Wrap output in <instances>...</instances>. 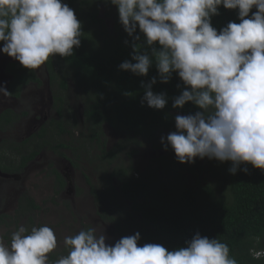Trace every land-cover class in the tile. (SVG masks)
Here are the masks:
<instances>
[{
  "label": "clouds",
  "instance_id": "9594fccd",
  "mask_svg": "<svg viewBox=\"0 0 264 264\" xmlns=\"http://www.w3.org/2000/svg\"><path fill=\"white\" fill-rule=\"evenodd\" d=\"M118 12L129 37L131 60L121 71L147 77L141 81V105L163 110L166 92L156 93L158 80L168 84L175 74L180 94L171 98L174 109L191 103L197 111L175 116V131L161 137L180 164L207 158L230 162L229 173H264V0H108ZM235 11L239 22L221 29L212 24L220 8ZM255 9V11H253ZM82 22L64 0H0V52L28 70L50 58H67L81 46ZM143 37V39H142ZM0 94L8 96L7 83ZM127 95V93H125ZM243 166V167H242ZM103 231L80 230L65 236L67 255L50 262L58 247L47 225L20 226L10 243L0 236V264H238L227 243L196 232L183 246L169 249L160 243H139L141 236L106 243ZM259 243L260 237H254ZM254 259L264 249H250Z\"/></svg>",
  "mask_w": 264,
  "mask_h": 264
},
{
  "label": "trees",
  "instance_id": "16d2710c",
  "mask_svg": "<svg viewBox=\"0 0 264 264\" xmlns=\"http://www.w3.org/2000/svg\"><path fill=\"white\" fill-rule=\"evenodd\" d=\"M64 2L75 10L82 22L84 35L81 46L74 50L72 57H53L44 65L51 87L58 83L60 95L53 91V108L57 118L42 128L35 138L43 140L50 132L51 138L57 140V137L67 134L62 111L65 108L64 94L68 90V79L83 94L82 120L89 129L90 141L97 144L102 142L103 127L107 126L124 133L127 141L142 140L155 146L161 134L175 130L177 114L197 111L191 103L186 104L183 109L172 107L171 98L180 94L177 85L183 87L175 74L168 84H161L158 80L153 86L154 92H166L169 97L165 109L154 110L146 104L142 106L144 90L141 88V81L147 82L158 74L154 66L147 77H138L119 69L122 62L131 60L132 48L124 43L129 37L119 23L116 7L108 0ZM101 8L105 9L103 16ZM219 11L220 15L212 18V24L218 30L230 21L239 22L235 11L225 10L223 7ZM108 19L112 21L111 28L107 26ZM61 70H66L67 77H60ZM7 72L13 77L9 87V93L13 96L19 97L21 86L29 82L41 85L34 70L25 69L18 63H9ZM12 114L6 110L0 119L8 116L5 122L11 124L14 120ZM59 148L67 146L60 143L54 149ZM12 151L18 153L19 148L14 147ZM101 152L107 157L114 155L104 148ZM37 155L38 151L26 156L20 155L19 167L25 168ZM163 161L167 162L166 167H170L164 176L158 171L167 168L160 162L157 169L149 168L139 173L131 168L117 167L109 177L116 179L118 190L111 184L107 189L108 195L99 198L100 217L110 222L124 217L127 221L125 212L128 211V217L134 219L135 230L124 236L139 232L141 245L160 243L169 249L177 248L199 232L227 243L230 254L237 259L238 264H264V256L254 259L250 254V249H264V173L249 165L248 174L238 170L232 175L228 171L230 162H218L216 166L209 160L211 171L207 177L193 178L189 170L197 172L199 167H185V164L177 161L174 153ZM0 168L8 170L1 165ZM54 173L57 185L61 188V177L56 171ZM188 175L193 179L192 182L188 181ZM94 196L98 198L96 194ZM20 209L30 214L39 207L24 197ZM108 211L112 216L106 215ZM28 223L33 225L30 218ZM257 236L260 237L259 243L254 239ZM67 251L65 248L66 255ZM56 259V255L50 254V262Z\"/></svg>",
  "mask_w": 264,
  "mask_h": 264
},
{
  "label": "rangeland",
  "instance_id": "374dc122",
  "mask_svg": "<svg viewBox=\"0 0 264 264\" xmlns=\"http://www.w3.org/2000/svg\"><path fill=\"white\" fill-rule=\"evenodd\" d=\"M100 13L103 16L105 9L101 8ZM106 22L108 28H111L112 21L108 19ZM34 71L37 72L41 85L28 87L20 100L14 104L7 103L18 119L10 129L0 131V152L3 155L0 165L8 168L3 170L6 172H2L5 176L0 175V236L6 243H10L11 234L20 226L26 227L30 232L32 227L47 225L54 229L58 239V247L51 253L57 258L66 255L63 244L65 236L88 228H96L98 233L103 231L107 237L106 243L114 244L135 230L134 219L128 217V211L125 212L127 221L124 217L118 218L116 222L102 219L101 209L92 195H97V190L103 189L106 175L120 164L138 173L149 168L157 169L159 162L166 167L167 162L163 159L170 158V154L174 152L170 147L167 151L163 149L161 137H166L170 132L161 134L157 144L153 146L152 143L142 140L127 141L124 133L105 126L102 142L97 144L90 141L89 129L82 120L83 94L68 79V90L64 94L65 108L62 111L67 134L57 137V140L51 138L50 132L43 140L35 138L41 128L57 118L53 108V95L54 92L58 95L60 93L57 89L58 83L51 87L44 65ZM60 73V77L68 75L66 70H61ZM60 143L67 148L54 149ZM14 147L19 148L17 154L12 151ZM103 148L106 152H118L120 149L118 163L108 165L101 152ZM33 151H38L36 158L25 168H20V155L26 156ZM208 161L207 158H197L195 163L185 164V167H199L198 173L189 171L193 178L204 179L211 171ZM212 161L217 166L218 161ZM166 168L158 171L159 174L164 176L168 173L170 167ZM53 171L63 177L62 188L58 187ZM187 179L189 182L193 180L189 175ZM112 185L117 190L114 182ZM24 197L31 199L39 209L30 214L19 209ZM106 215L112 216V213L108 211ZM28 218L33 225L28 223Z\"/></svg>",
  "mask_w": 264,
  "mask_h": 264
},
{
  "label": "flooded vegetation",
  "instance_id": "af4514ba",
  "mask_svg": "<svg viewBox=\"0 0 264 264\" xmlns=\"http://www.w3.org/2000/svg\"><path fill=\"white\" fill-rule=\"evenodd\" d=\"M254 11H255V9H254ZM1 46V45H0ZM9 63H18V62H16V61H14V59H12V58H10V57H8V56H6L5 54H3L2 52H0V85H3V84H5V82L7 83V87H8V90H9V87H10V85H11V82L13 81V77H12V75H10L8 72H7V65L9 64ZM19 64V63H18ZM35 75L37 76V78L39 79V77H38V74H37V72L35 71ZM48 80H49V78H48ZM39 81H40V79H39ZM41 82V81H40ZM50 83V82H49ZM30 86H34V87H38V86H40L38 83H33V82H29L28 84H26V85H23V86H21V90H20V93H19V97H16V96H13V95H11V94H9L8 96H3L2 94H0V116H1V114L4 112V111H6V110H9V111H11L10 110V107H9V105L7 104L8 102H10V103H12V104H14V103H16L18 100H20L21 98H22V96H23V93H24V91L28 88V87H30ZM12 112V111H11ZM13 113V112H12ZM13 116V118H14V120L11 122V124H9V123H7V122H5L6 121V118H8V116H3V118H1L0 119V131H3V130H8V129H10L12 126H13V123H15L16 122V120L18 119V118H16L15 117V115L14 114H12ZM48 124V123H47ZM110 128V127H109ZM3 129V130H2ZM42 129V128H41ZM112 129V128H111ZM113 130V129H112ZM108 152H110V151H108ZM111 152H113L114 153V155L112 156V157H107V155H105V157H106V159H107V164L108 165H112V164H116V163H118L117 161L119 160V155H120V149H119V151L118 152H114V151H111ZM15 154H17V153H15ZM7 155V154H6ZM2 152H0V164H1V158H2ZM36 158V157H35ZM34 160V159H33ZM32 160V161H33ZM31 161V162H32ZM30 163V162H29ZM28 165V164H27ZM26 165V166H27ZM4 167V166H3ZM118 167H120V168H122V169H128L127 167H125L123 164H120ZM5 168V167H4ZM24 168V167H23ZM117 167H113V169H112V171L110 172V173H108L107 175H106V178H105V184H104V186H103V189L101 190V191H98L97 190V195L96 196H98V198H96L94 195H92L93 196V198H94V201H95V203H98L99 201V198H105V196L106 195H108V187L111 185V184H113V182L115 183V188L118 190V188H117V186H116V179L114 178H111L110 179V174H113L114 172H115V169H116ZM2 168H0V175L1 176H5L2 172H6V171H3V169L1 170ZM60 177H61V175L59 174V173H57ZM53 175L56 177V175H55V173H54V171H53ZM63 175V174H62ZM134 177L136 178V175H134ZM63 178V177H62ZM61 178V179H62ZM66 182V181H65ZM111 182V183H110ZM56 183H57V181H56ZM110 183V184H109ZM67 184V183H66ZM68 186V184L66 185V187ZM59 187V186H58ZM60 188V187H59ZM62 188V187H61ZM26 198H28V197H26ZM24 199V198H23ZM23 199L21 200V202H20V204H19V209H20V205L22 206V203H23ZM31 200V199H30Z\"/></svg>",
  "mask_w": 264,
  "mask_h": 264
}]
</instances>
